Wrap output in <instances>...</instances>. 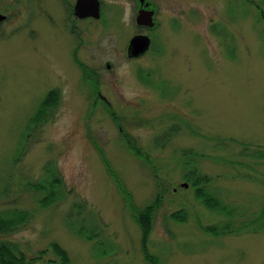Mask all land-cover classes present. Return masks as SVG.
Listing matches in <instances>:
<instances>
[{"label": "rangeland", "instance_id": "374dc122", "mask_svg": "<svg viewBox=\"0 0 264 264\" xmlns=\"http://www.w3.org/2000/svg\"><path fill=\"white\" fill-rule=\"evenodd\" d=\"M75 1L0 0V246L34 264H62L55 247L68 264H264V0H145L159 24L137 58L138 0L79 21ZM229 221L244 228L210 235Z\"/></svg>", "mask_w": 264, "mask_h": 264}, {"label": "trees", "instance_id": "16d2710c", "mask_svg": "<svg viewBox=\"0 0 264 264\" xmlns=\"http://www.w3.org/2000/svg\"><path fill=\"white\" fill-rule=\"evenodd\" d=\"M56 93L55 92H52L50 95H49V108H51L53 106V104L56 102ZM48 107V106H47ZM45 110L42 109L40 111V113L42 114ZM41 114H38L39 116H37L35 118V121L38 122L37 125L43 123V121L41 122L40 120L38 121L37 119H40V117H42ZM113 117V116H112ZM138 153V152H136ZM139 154V153H138ZM191 180H193V185L194 186H202V185H206L208 184L210 181L209 179L206 177V176H199L197 177L196 176V173L195 171L194 172H191ZM35 189H39V187L37 185H35ZM201 199H202V202H203V205L205 207H207L209 210L211 211H217V212H225L227 213V207L225 206H222L220 204V202L217 201V199L214 201L213 199L211 198H204L205 195L204 193H200L199 194ZM229 214L232 213V210H229ZM79 216H82V212L81 210L78 211V215H77V218H79ZM76 217L74 216H71V215H68V221H67V224H69L70 228L71 229H74L73 226H75V222ZM151 218H152V213L149 209L145 210L144 212H142V215L140 217V219L138 220L139 222V225L141 226V230L143 232V239L144 241L147 240L148 236H149V233H150V229H151ZM261 217H257L254 221L255 223H258L260 221ZM5 226L0 222V229L4 228ZM244 228L243 225H241L240 227H237L235 229H232V225H231V222H227L223 225H220V227H217V229H209V233L211 236H219V235H224V234H231V233H236L237 231H239L240 229ZM88 228H86L84 225L80 224L79 226V229L77 230V233L78 234H81V233H84V232H87ZM207 231V229H205ZM1 231V230H0ZM91 233L94 234L95 236V233L94 231H90ZM91 235V234H89ZM54 250L56 252H58L61 257V260L62 261V264H68L69 262L67 261V257L65 255L64 252H62L58 247H55ZM58 250V251H57ZM145 250V253L148 254L146 248H144ZM55 252V253H56ZM58 253H56L57 255H59ZM0 264H34V260L31 258L29 259L28 262H25L24 260V257L22 255H20L19 258H17L13 252L11 250H9V247H5V246H0Z\"/></svg>", "mask_w": 264, "mask_h": 264}, {"label": "water", "instance_id": "95a60500", "mask_svg": "<svg viewBox=\"0 0 264 264\" xmlns=\"http://www.w3.org/2000/svg\"><path fill=\"white\" fill-rule=\"evenodd\" d=\"M100 2L99 0H76V3L74 5V14L80 19H84L87 17H91L93 19H99L100 18ZM152 12H148L147 14H144L142 12V16L146 18L144 22L139 21V17L137 19L138 25H144L147 27H152ZM143 18V17H142ZM5 20V16L0 14V23ZM150 46V40L147 37H140L136 36L133 37L129 45L127 47V56L129 58H137L145 54ZM103 99V98H102ZM186 187V185H184Z\"/></svg>", "mask_w": 264, "mask_h": 264}, {"label": "flooded vegetation", "instance_id": "af4514ba", "mask_svg": "<svg viewBox=\"0 0 264 264\" xmlns=\"http://www.w3.org/2000/svg\"><path fill=\"white\" fill-rule=\"evenodd\" d=\"M76 2V1H75ZM138 2H139V7L137 8H135V13H133V16H134V24H135V26H137L136 27V29H137V31H136V33L133 35V36H131V38H130V40L133 38V37H136V36H140V37H142V36H144V37H147L146 35H142V24L141 25H138L137 24V19H138V17H139V21L140 22H142V17H144V16H142V12L144 11L143 9H146V7H144V6H146V3H145V0H138ZM75 5V4H74ZM74 5H73V7H72V12H71V19H73L74 18V21H79V20H96V19H93V18H91V17H87V18H84V19H80V18H78L77 16H75V14H74ZM100 5H101V2H100ZM149 7V6H148ZM156 7V6H155ZM155 7H153L152 9H149L148 11L149 12H152L153 13V15H152V23H153V26L152 27H147L149 30H151V29H153V28H156L157 27V25L159 24L158 23V21H157V16H156V13H157V8H155ZM99 10H100V8H99ZM101 11V10H100ZM148 12H145L144 14H147ZM101 15H102V13L100 12V18H101ZM144 22V21H143ZM148 38V37H147ZM149 40H150V46H151V44H152V40L150 39V38H148ZM130 40H129V42H130ZM129 42H128V45H129ZM128 45H127V47H128ZM149 46V47H150ZM149 50V49H148ZM126 53H127V48H126ZM101 99V98H100ZM101 100H104V99H101Z\"/></svg>", "mask_w": 264, "mask_h": 264}]
</instances>
